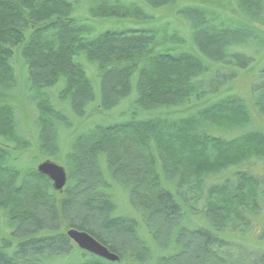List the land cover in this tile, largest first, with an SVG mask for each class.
<instances>
[{
  "label": "trees",
  "instance_id": "trees-1",
  "mask_svg": "<svg viewBox=\"0 0 264 264\" xmlns=\"http://www.w3.org/2000/svg\"><path fill=\"white\" fill-rule=\"evenodd\" d=\"M75 1L0 0V137L23 146L14 107L7 100L14 98L9 92L17 88L25 69V99L37 111L40 150L55 153V132L63 114L48 90L63 82L57 98L79 119L96 100L85 67L76 61L81 54L96 65L99 110H113L133 96L126 112L131 118L99 123L74 138L64 159L68 180L62 192L54 191L37 168L22 175L8 163L10 153L0 144V211L10 228V239L0 243V264H46L68 256L79 250L67 236L70 229L88 233L120 260L148 258L137 222L112 215L108 179L127 189L155 242L166 248L174 239L175 252L160 259L162 264H264V252L247 251L224 238L235 229H251L245 214L262 207L257 180L236 171L235 177L205 187L209 177L237 170L253 159L264 160V133L248 132L234 139L208 133L248 127L251 117L243 101L229 96L179 119L148 114L199 96L198 79L208 72L201 56L233 67L243 59L247 63L241 67L247 68L252 59L229 53L228 48L249 40L263 47L264 29L238 21H233L237 26L218 28L201 7L187 8L179 14L191 20L194 32L191 46L185 48L167 29L162 33L161 28L116 27L95 32L74 15L76 9L86 6L99 20L148 18L119 0ZM145 1L156 8L172 2ZM237 1L246 11L262 10L260 0ZM259 25L264 28V23ZM178 45H185L184 51ZM227 75L215 72L210 82L226 80ZM254 105L264 114V88ZM187 194L194 202L205 201L201 214L206 228L185 224ZM79 251L83 260L74 264H118Z\"/></svg>",
  "mask_w": 264,
  "mask_h": 264
},
{
  "label": "rangeland",
  "instance_id": "rangeland-1",
  "mask_svg": "<svg viewBox=\"0 0 264 264\" xmlns=\"http://www.w3.org/2000/svg\"><path fill=\"white\" fill-rule=\"evenodd\" d=\"M76 0L75 2H80ZM123 6H135L147 15L145 21L135 19H117L108 18L105 20L95 19L89 12V9L85 6L81 9H76L75 16L85 20V23L94 27L95 32L105 31L107 29L116 27L127 28H148V29H162V33L167 29L170 34L175 35L177 38L183 40L181 43L191 46L192 35L194 32L191 20L186 16L179 14L180 11L187 8L198 7L204 9L208 13V19L210 22L218 28L223 26L236 25L235 23L250 22L259 30L263 31V27L259 24L264 23V0H260L262 10L256 9V12L246 11L243 9L237 0H172L170 4L163 7L156 8L149 5L145 0H119ZM211 12V13H210ZM258 15L259 24L254 23ZM233 21H236L233 23ZM233 23V24H232ZM237 26V25H236ZM176 38V39H177ZM260 44V43H259ZM179 48L184 51L185 45H178ZM194 49V48H193ZM192 49V51H193ZM229 53L241 54L247 58L252 59L251 65L247 68H242L243 63H247L246 60H237V66L233 67V64L216 63L204 59L196 49L195 52L200 59H202L204 65L207 67L208 72L198 80L202 82V87L199 90L198 97H192L191 100L184 104L171 106L167 108H161L151 113H148L151 117H169V118H182L186 117L190 113L197 109L205 107L209 103L216 102L220 99L236 96L240 98L246 109L248 110L251 122L248 127L242 130H234L229 132L223 131H208L211 136L222 137L226 139H234L248 132H261L264 133V114H262L257 106L254 105V97H257V93L261 92L264 88V74L261 70L264 68V46L258 45V40L248 41L247 43H233L228 48ZM86 69L87 75L94 85L96 91V100L93 103H89L86 106V115L84 118L79 119L73 115L69 105L65 102H60L57 98V94L63 86V82H59L57 86H54L51 90H48L47 94L52 98V103L63 114V122L56 128L55 139V153L44 154L40 150V143L38 139V125L36 123L37 111L35 105L30 101H26V91L23 88V81L27 78L26 70L24 69L21 77L18 78L20 82L15 90L10 91V95L14 98L7 100L14 107L15 121L17 123L18 133L23 141V146L18 147L16 143L7 142L5 138L0 137V144L5 145L6 149L10 153L9 162L11 166L16 167L19 171L26 172L28 169L37 168V166L44 161H51L64 168V159L71 147V143L74 141L77 135L84 134L88 129L93 128L97 124L101 123L106 126L107 123L121 122V120L130 119L131 116H127L126 112L130 108V102L132 99L123 101L120 106L103 112L99 110V78L96 69V65L88 62L85 56L81 54L76 59ZM226 73L227 79L221 80V82L212 81V75L215 73ZM197 80V81H198ZM228 81V83H224ZM224 83V85H222ZM26 84V83H25ZM205 84V85H204ZM219 84L221 87H218ZM204 85V86H203ZM30 96V95H29ZM111 122V123H112ZM104 167V164H103ZM236 171L245 172L252 175L259 183L260 193L263 198L260 199L262 207L257 208V212L251 214H245L247 216V224L250 226V230L243 232L241 230H234L224 235L229 241H233L235 244L245 246L247 251L252 252H264V160L253 159L237 170H228L220 173L219 175L212 176L206 179L205 187H209L213 184L224 182L228 178L235 177ZM109 189L106 190L110 199L113 201L115 211L113 216L128 217L134 219L138 225L139 235L143 241L145 247L148 250L149 256H145L144 261L135 259L133 257H126L123 260L116 262L118 264H162V258L168 257L175 252L174 239L170 241L167 247L160 246L152 238V234L149 228L145 224V217L131 204L127 189L122 185L112 182L108 179ZM107 189V188H106ZM184 205V213L186 219L185 224L189 227L202 226L207 227L205 220L202 217V211L205 208V201L192 200L191 194L186 195ZM10 228L7 225L6 217L4 213L0 211V243L3 239L9 240ZM140 257V256H138ZM83 260L80 251L75 249L73 253L68 256L57 257L52 260L46 261V264H74Z\"/></svg>",
  "mask_w": 264,
  "mask_h": 264
},
{
  "label": "water",
  "instance_id": "water-1",
  "mask_svg": "<svg viewBox=\"0 0 264 264\" xmlns=\"http://www.w3.org/2000/svg\"><path fill=\"white\" fill-rule=\"evenodd\" d=\"M37 172L46 176L52 183V188L56 192H62L67 184V173L65 169L51 161H44L37 166ZM68 238L81 251L92 254L109 262H118V255L110 252L106 247L97 242L86 232L70 229L67 231Z\"/></svg>",
  "mask_w": 264,
  "mask_h": 264
},
{
  "label": "bare ground",
  "instance_id": "bare-ground-1",
  "mask_svg": "<svg viewBox=\"0 0 264 264\" xmlns=\"http://www.w3.org/2000/svg\"><path fill=\"white\" fill-rule=\"evenodd\" d=\"M65 169V168H64ZM66 171V170H65ZM67 173V172H66ZM68 178V177H67ZM68 180V179H67ZM65 188V187H64ZM53 189V188H52ZM63 191V190H62ZM98 242V241H97Z\"/></svg>",
  "mask_w": 264,
  "mask_h": 264
}]
</instances>
